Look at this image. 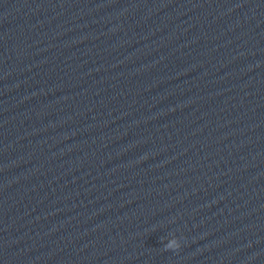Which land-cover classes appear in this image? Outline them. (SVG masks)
Instances as JSON below:
<instances>
[{"label":"clouds","instance_id":"obj_1","mask_svg":"<svg viewBox=\"0 0 264 264\" xmlns=\"http://www.w3.org/2000/svg\"><path fill=\"white\" fill-rule=\"evenodd\" d=\"M173 243H175V242H173ZM169 247H171V245H169Z\"/></svg>","mask_w":264,"mask_h":264}]
</instances>
